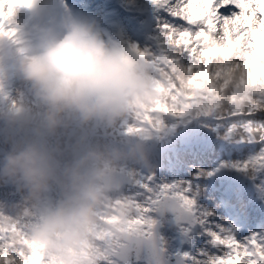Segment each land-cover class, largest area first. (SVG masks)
Here are the masks:
<instances>
[{
	"label": "clouds",
	"instance_id": "clouds-1",
	"mask_svg": "<svg viewBox=\"0 0 264 264\" xmlns=\"http://www.w3.org/2000/svg\"><path fill=\"white\" fill-rule=\"evenodd\" d=\"M47 2L0 0V75L11 71L30 85L41 102L38 135L54 133L73 119L85 125L96 120L115 124L131 111L149 108L160 100L158 79L134 55L106 39L97 19L74 10L67 0H55L45 14L42 6ZM21 7L30 10V22L13 23L6 29L5 22ZM21 121L30 122L26 116ZM100 160H136L151 166L141 142L128 150H89L67 168L77 189L75 199L54 211L35 235L52 238L57 232L95 220L91 212L102 200L97 186L111 171L95 167L94 162ZM5 161V170L22 177L36 193L54 171L53 153L40 141L23 143Z\"/></svg>",
	"mask_w": 264,
	"mask_h": 264
},
{
	"label": "snow or ice",
	"instance_id": "snow-or-ice-1",
	"mask_svg": "<svg viewBox=\"0 0 264 264\" xmlns=\"http://www.w3.org/2000/svg\"><path fill=\"white\" fill-rule=\"evenodd\" d=\"M158 3L175 18V22H164L160 27L176 47L189 52L194 62L185 74L170 77L167 83L158 80L160 100L137 111L146 123L162 124L163 114H182L183 109L193 104L221 97L230 85L249 94L253 88L264 89V70L257 67L259 63L264 69V55L257 61L260 42H264V0H158ZM236 97L237 92L233 91V102ZM17 243L21 246L17 247ZM27 244L26 237L17 241L11 231L0 230V264H28L31 252L25 251ZM229 247L236 251L221 257L219 264H245L250 253L246 249L241 252L238 242L229 243ZM260 252L264 256V246Z\"/></svg>",
	"mask_w": 264,
	"mask_h": 264
},
{
	"label": "rangeland",
	"instance_id": "rangeland-1",
	"mask_svg": "<svg viewBox=\"0 0 264 264\" xmlns=\"http://www.w3.org/2000/svg\"><path fill=\"white\" fill-rule=\"evenodd\" d=\"M262 55H264V46H260L259 47V50H258V53H257V61H259V57L262 56ZM193 62H194V58L188 52L187 61H185L183 64L179 65V68L181 70H180V73H178V76L185 74L189 64H191ZM257 67H258V70H264V69L260 68L259 63L257 64ZM232 87H234V85ZM260 90H263V89L262 88L260 89V88L257 87V88H253L251 91H255L256 93H258V92H260ZM26 92H27V96L31 99L30 107L32 109L33 116L36 119L42 120L43 119V106H42L41 102L35 97V95L31 91L28 90ZM255 101L256 100H254V102ZM257 101L260 102L259 99H257ZM23 102H24V100L21 99V96H18L17 99H14L13 102H11L7 106L6 109L7 110H11V111L15 110V113L16 112L18 113L19 109H20V106H21V104ZM225 103L226 104L229 103V97L227 98V101ZM246 107H247V109H250V108L255 107V106H253V103L248 101V102H246ZM263 115H264V105H259L257 110H253V111L249 110L248 117H247V118H251L250 121H253L251 123V125H252L251 128L254 131H256L257 133H259V135H261V136H264V118H263ZM252 119H254V120H252ZM248 127L249 126L245 125V124L241 125L240 128L237 131L236 137L237 136H241L243 138H246L245 137V133H246V130H247ZM229 128H230V125L223 132V133H225L226 136H227V132H228Z\"/></svg>",
	"mask_w": 264,
	"mask_h": 264
},
{
	"label": "bare ground",
	"instance_id": "bare-ground-1",
	"mask_svg": "<svg viewBox=\"0 0 264 264\" xmlns=\"http://www.w3.org/2000/svg\"><path fill=\"white\" fill-rule=\"evenodd\" d=\"M263 118H264V115H263Z\"/></svg>",
	"mask_w": 264,
	"mask_h": 264
}]
</instances>
